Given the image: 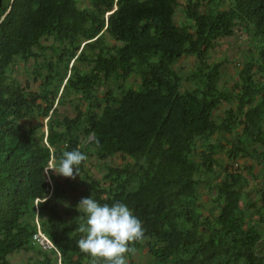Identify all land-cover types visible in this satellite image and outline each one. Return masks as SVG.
<instances>
[{
    "label": "trees",
    "instance_id": "16d2710c",
    "mask_svg": "<svg viewBox=\"0 0 264 264\" xmlns=\"http://www.w3.org/2000/svg\"><path fill=\"white\" fill-rule=\"evenodd\" d=\"M10 1L0 0V15L11 5L0 23V264L21 250L33 253L26 264H91L77 246L85 220L64 217L43 171L77 148L88 156L79 170L86 198L123 202L142 222L128 264L143 251L142 264H264V187L249 197L247 176L216 158L253 157L264 174V0H185L179 25L176 0ZM237 28L251 51L229 89L210 52ZM49 36L62 44L57 62H46L37 88L23 85L9 67L36 57ZM184 55L195 57L185 77L175 69ZM133 75L135 87L126 84ZM69 92L80 100L75 114H53ZM224 102L235 105L214 117ZM91 157L100 178L88 172ZM38 230L51 248L34 239Z\"/></svg>",
    "mask_w": 264,
    "mask_h": 264
},
{
    "label": "rangeland",
    "instance_id": "374dc122",
    "mask_svg": "<svg viewBox=\"0 0 264 264\" xmlns=\"http://www.w3.org/2000/svg\"><path fill=\"white\" fill-rule=\"evenodd\" d=\"M176 8L174 20L176 24H182L186 22V16L184 14V3L185 0H176ZM80 7L90 6L89 0H79ZM105 40L110 45L117 44L112 37L108 34H105ZM62 47L58 41L54 40L53 37L49 36L41 40V47H34V51L37 56L29 58L26 62L18 61L9 67L8 71L12 72L23 85H27L31 88H37L42 82V76L46 73V62H51L55 64L57 62V54L55 49ZM251 49L249 48V37L245 32H242L240 29H235L234 33L227 37H222L217 40L216 46L211 49V58L210 61H219L222 63L221 74L219 84L221 86L231 89L235 82L238 80V68L246 61L247 56L250 55ZM76 63V62H75ZM77 65L81 69H86L88 66L86 63L78 62ZM195 65V57L192 55L182 56L176 63L175 69H178L182 75L185 77L189 72H191ZM38 69L39 73L34 71ZM138 77L131 76L126 84L131 86H137ZM186 87H191V82L184 80L183 82ZM111 91L116 92L117 87L113 81H110L107 85ZM80 100L77 97L76 93L69 92L64 94V101L62 103L58 102L55 104L53 114L62 116L69 115L73 116L75 114L74 104L78 103ZM235 102L222 103L218 109L214 112V117L221 116L224 114L225 108L229 106H234ZM32 122H36L33 120ZM216 135H213L212 139L215 140ZM226 139L233 138V135H225ZM224 142L223 138L221 139ZM227 149V148H225ZM216 158L219 163H232L233 167L239 169L244 173L248 178V184L245 187L249 197L253 199H259L260 193L259 190L264 187V174L261 172V166L257 164L256 160L253 157H238L233 162L230 160L225 153V150H218ZM111 158L109 157L107 161ZM115 161H121L122 158L117 157ZM88 172L96 178H100L103 172L101 164L94 160L93 157L90 158L87 163ZM220 167V164L217 165ZM51 186L55 187V184L58 186L59 196H60V208L63 211L64 217L71 223L77 224L81 219L86 220V216L83 212L77 210V205L82 198H86V188L88 181L81 178V176H76V178L70 179L63 176H58L55 173L49 174ZM202 193L201 202L205 204V207H210V202L208 201L209 195L204 194L206 191L203 186H200ZM261 204L264 202H260ZM262 230V237L258 242V249L264 255V223L260 224ZM31 251H18L9 255L8 258L12 264H26L29 257L32 256ZM148 254L143 251L135 253L133 256V261L129 264H142L143 262L148 261Z\"/></svg>",
    "mask_w": 264,
    "mask_h": 264
},
{
    "label": "clouds",
    "instance_id": "9594fccd",
    "mask_svg": "<svg viewBox=\"0 0 264 264\" xmlns=\"http://www.w3.org/2000/svg\"><path fill=\"white\" fill-rule=\"evenodd\" d=\"M87 159L79 148L66 151L58 163L43 169L45 177L51 172L74 180L80 176V166ZM77 210L86 216L76 229L82 234L77 246L91 258V264H128L127 256L135 252L131 245L144 238L142 222L129 207L120 201L101 204L91 196L82 198Z\"/></svg>",
    "mask_w": 264,
    "mask_h": 264
},
{
    "label": "built area",
    "instance_id": "2783aa9c",
    "mask_svg": "<svg viewBox=\"0 0 264 264\" xmlns=\"http://www.w3.org/2000/svg\"><path fill=\"white\" fill-rule=\"evenodd\" d=\"M34 239L44 248L48 249L52 247V243L47 238V236L41 232L40 230L37 231V233L34 234Z\"/></svg>",
    "mask_w": 264,
    "mask_h": 264
},
{
    "label": "water",
    "instance_id": "95a60500",
    "mask_svg": "<svg viewBox=\"0 0 264 264\" xmlns=\"http://www.w3.org/2000/svg\"><path fill=\"white\" fill-rule=\"evenodd\" d=\"M13 0H11L10 2H12ZM11 5H9L6 10L0 15V23L1 21L5 18V16L8 14V12L10 11Z\"/></svg>",
    "mask_w": 264,
    "mask_h": 264
}]
</instances>
